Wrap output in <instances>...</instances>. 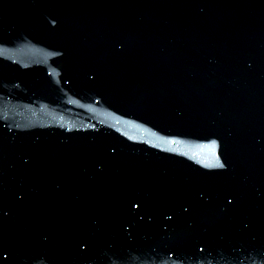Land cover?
<instances>
[{
	"label": "water",
	"instance_id": "95a60500",
	"mask_svg": "<svg viewBox=\"0 0 264 264\" xmlns=\"http://www.w3.org/2000/svg\"><path fill=\"white\" fill-rule=\"evenodd\" d=\"M0 264H264V0H0Z\"/></svg>",
	"mask_w": 264,
	"mask_h": 264
}]
</instances>
